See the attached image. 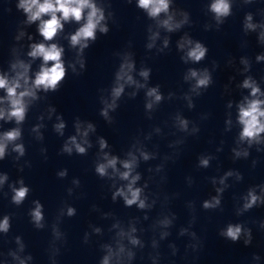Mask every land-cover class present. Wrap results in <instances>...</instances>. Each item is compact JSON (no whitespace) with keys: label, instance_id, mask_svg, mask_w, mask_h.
I'll list each match as a JSON object with an SVG mask.
<instances>
[{"label":"clouds","instance_id":"clouds-1","mask_svg":"<svg viewBox=\"0 0 264 264\" xmlns=\"http://www.w3.org/2000/svg\"><path fill=\"white\" fill-rule=\"evenodd\" d=\"M129 4L133 0H127ZM254 0H242V3L247 5L253 3ZM174 0H135V5L138 9L143 10L149 20L155 21L157 29H163L167 33H174L180 31L186 25L191 24L190 15L187 11L179 12V19H177V12L173 10ZM234 0H209L207 4L206 12L210 14L211 20L214 22L215 28L219 30L228 17L233 14ZM111 7L110 3L107 5ZM18 10H21L26 16L24 23L31 25L38 22L37 30L44 42L33 43L30 45V51L27 56L31 60L40 58L42 63L39 66V70L35 72L34 76L30 75L31 63L23 60H17L11 64V69L14 73L9 77L7 74H0V90H3L5 95L0 96V121L14 122L15 127H12L6 131H0V161L4 160L8 156H13V160L17 163L26 155V148L23 141V129L22 125L25 123L30 106L35 101H39L41 97L39 92L54 93L57 92L61 86L62 81L66 77L68 68L71 69L74 75H79L81 72L77 71L76 65H79V69L83 71L86 67V62L83 58L85 49L90 47V43H95L98 39L97 33L107 35L109 32L108 20L113 17V13L108 11L106 14V7L102 2L98 3L97 0H18L16 4ZM47 16V19L44 17ZM76 22L79 27L71 33L67 39L70 47L76 49L77 60L74 63L65 66V60L63 59L65 49L58 43L52 42L64 30L66 23ZM212 23L204 25L205 30H211ZM259 29L258 40L261 44H264V18L259 23L254 22V17L251 12L247 13L243 20V32L248 34L250 32H256ZM147 31L149 33L148 43L145 45L146 49L152 50L156 47V41L160 37L159 31H153L151 25L148 26ZM24 33L21 32L17 39H20ZM32 39L31 36L28 37ZM169 47V38L166 36L163 40V47L158 49V52H164V49ZM177 51L182 53L180 60L185 64H199L205 60L208 48L200 41L194 40L188 33H185L176 42ZM120 57V63L117 70L114 73V81L108 93V96L100 95L99 102L102 105L100 108V116L104 120L112 124L114 121L113 116L110 113H114L119 107V101L125 94L126 87L133 88L134 91L128 93L129 98H135L139 90L143 89L145 104L144 108L148 113V119H152L151 113H153L158 106L165 100H171L175 96L174 92H169L167 97L160 90V86H149L151 69L148 67H141L137 72L136 62L131 52L116 53ZM257 62L264 61V54L256 56ZM213 67H216V62L213 61ZM240 63L244 65V71L250 70V63L246 57H241ZM134 73L138 75L141 80H137ZM143 81V82H141ZM183 81L189 85L186 92L183 93L182 98L187 102V108L193 109L195 107L193 97H199L202 93L208 89L213 83L212 72L207 68H187L183 74ZM240 87L249 90L248 96H245L241 102L236 105L237 115L236 123L239 125L240 130L235 138V147L231 148L232 157L234 160L247 159L250 155V149L253 146L256 147L257 152L264 151V92L257 81L252 76H247ZM105 89H100L103 93ZM6 105V107L4 106ZM228 108L232 107V102L229 101ZM56 112L54 107L48 108V118L51 119L52 114ZM43 121L44 117L41 115L38 117ZM206 119V117H204ZM57 122L52 126L56 134L63 137L66 123L61 115L56 116ZM174 127L178 132L187 136H196L200 128L195 123L185 118L181 113L177 112L173 117ZM225 131L231 130L232 120L228 118L225 121ZM191 125V127H190ZM75 134L68 136L64 141L60 153L67 154L69 156L74 153L77 155H87L89 149L93 147L91 140L89 139L90 133L96 132V126L87 121L81 120L76 117L74 121ZM44 127L43 123H38L31 128V132L35 133V139L37 141H43L44 136L40 129ZM155 131L159 133L160 128H156ZM185 137L181 138L172 144H169L170 148H175L179 144L185 143ZM150 139L149 135L146 137ZM97 143L99 145V152L97 154V160L94 164L95 174L101 178L115 181L117 178L120 181H125L119 187H115V191L112 192L111 199L116 201L117 198H121L126 207H132L135 205L140 210L151 209L156 200L153 199L149 203V196L145 194V189L148 184L137 187V183L141 180V173L136 171L139 167L140 161L145 162L154 160L157 158V153L147 151L143 146H137L139 141L132 145V150L126 153L125 159H120L116 155H112L110 152L105 151L109 148L108 142L104 137H98ZM11 146V148H10ZM10 148V151H9ZM221 149H217L220 151ZM42 154H46L47 149H40ZM139 153V155H137ZM175 155H178L176 153ZM45 155V159H46ZM173 159L172 156H165L164 160L168 161ZM216 159L212 154H201L198 157L197 167L201 169H207L211 165V161ZM253 161V165H255ZM119 165V167H118ZM30 167V163L25 161L24 165H19V171H23L24 167ZM165 165L163 163L156 165L155 172H163ZM122 169V170H121ZM149 171H152L150 168ZM67 169H63L57 172L59 178H65L67 176ZM230 177H234L236 182H240L243 179L242 174L237 170H228L224 172L219 178L213 176L210 177V182L214 186L215 195L210 196L202 202L201 207L204 210H216L221 209L223 193L230 187L227 183ZM165 177H161V180H165ZM73 187L67 189L68 195L72 196L74 188L80 187V180L74 178L72 180ZM193 184V179L188 177V185ZM7 185L8 191L5 192L4 188ZM218 185V186H217ZM31 192L29 186L24 182L23 178H19L14 182H9V176L7 173L0 172V193L4 196L10 194L11 204L19 207L27 199ZM167 200V197H165ZM264 205V184L250 187L245 194L240 196L237 201V207L235 208V214L242 216L244 213ZM188 209L193 213L192 219L189 221L188 227H182L179 231L180 236H189L192 241H196L195 244H190L189 247L196 250L199 247V238L196 232L191 231L192 225L195 223V204L189 201L187 204ZM44 206L37 199L32 201V207L28 211L30 222L37 230H42L46 227ZM222 210V209H221ZM76 214V209L67 203H65L58 211L55 218V222L51 225L52 241H51V259L52 264H55V256L59 254L60 249L56 247L57 241H64L65 234L61 231L59 225L62 222L63 217H73ZM147 219V216H145ZM176 219L175 214L165 216L164 219L158 221V223L164 227L169 228L173 221ZM118 227V225H113ZM260 227L264 229V222L260 223ZM11 228V216L4 215L0 218V234L7 235ZM94 232L99 233V228H94ZM137 229L132 226L129 231L120 229L116 233L115 247L110 244L102 245L106 254L103 256L100 264H123V257L126 253L128 260L134 257V253L128 250L126 252L123 239L127 237L128 242L133 245H141V241L133 235ZM170 235L165 231L161 233V239ZM219 235L226 240L236 243L243 240L245 246L252 242V231L246 227L244 223H228L219 230ZM88 234L85 233V243H87ZM17 245L16 250H10L8 255L15 261V264H27L33 257L29 254L22 256L21 253L25 251L26 245L20 236L14 238ZM155 246V242H154ZM175 249V246H172ZM2 255V253H0ZM254 261H259L258 255L253 256ZM4 264H7L5 261Z\"/></svg>","mask_w":264,"mask_h":264}]
</instances>
